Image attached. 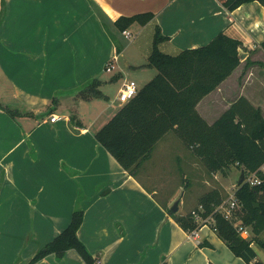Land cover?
<instances>
[{
  "label": "crops",
  "instance_id": "obj_1",
  "mask_svg": "<svg viewBox=\"0 0 264 264\" xmlns=\"http://www.w3.org/2000/svg\"><path fill=\"white\" fill-rule=\"evenodd\" d=\"M148 11L150 21L127 29L150 27L153 42L160 26L168 36L160 43L166 53L204 45L220 31L243 41L242 62L205 96L220 110L210 116L197 105L209 123L241 95L264 114V5L258 0L232 11L220 0H0V103L13 100L17 107L8 106L18 110L13 116L0 107V264L29 260L69 224L78 204L84 209L78 234L100 258L95 264H250L211 222L200 226L199 242L189 238L175 218L188 212L177 213L182 185L162 197L164 183L155 174L152 182L138 170L131 174L95 136L123 105L110 102L93 114L94 99L106 95L100 87L106 62L119 60L115 21ZM93 78L101 80L104 95L81 97ZM233 84L238 91L230 99ZM52 114L61 118L53 122ZM213 188L224 196L228 191ZM258 244L252 242L264 262ZM34 264L88 263L69 249L60 259L50 253Z\"/></svg>",
  "mask_w": 264,
  "mask_h": 264
},
{
  "label": "trees",
  "instance_id": "obj_2",
  "mask_svg": "<svg viewBox=\"0 0 264 264\" xmlns=\"http://www.w3.org/2000/svg\"><path fill=\"white\" fill-rule=\"evenodd\" d=\"M230 11L244 2L253 0H220ZM264 5V0H258ZM153 12L120 16L115 24L124 30L132 23L146 24ZM1 20V14H0ZM160 26H156L151 54L140 66L154 67L156 74L139 88L138 93L95 132L99 143L126 168L136 175L154 145L170 130H175L188 147H193L208 169L228 174L232 166H244L246 176L257 172L259 184L244 180L236 187L240 205L236 210L237 221L250 227L252 236L243 237L235 222L213 212L225 196L218 188L203 193L199 198L206 212H213L211 222L219 236L238 256L250 264H264L257 258L252 246L256 241L264 245L260 234L264 231V114L246 96L235 99L213 123L199 113L197 104L207 93L218 86L241 62L240 52L246 50L242 40L223 31L208 43L186 48L178 54L164 52L160 43L167 39ZM264 48V40L261 42ZM118 52L120 46L118 45ZM264 65V62H261ZM101 80L93 78L79 90L83 98L104 95L99 88ZM57 97L53 98L55 102ZM3 105L0 103V107ZM15 116L18 110L3 106ZM246 179V178H245ZM82 194L80 193V199ZM170 213L176 214L170 209ZM186 230L198 225L190 215H175ZM84 219V209L78 204L69 224L52 240L41 247L29 260L16 264H34L44 256L54 253L60 259L67 250L75 249L88 264L100 262L81 240L78 230Z\"/></svg>",
  "mask_w": 264,
  "mask_h": 264
},
{
  "label": "rangeland",
  "instance_id": "obj_3",
  "mask_svg": "<svg viewBox=\"0 0 264 264\" xmlns=\"http://www.w3.org/2000/svg\"><path fill=\"white\" fill-rule=\"evenodd\" d=\"M140 28L141 27L136 26L132 27L131 37L125 36L121 29L117 28V36L119 38L117 42L120 46L119 60L114 63L115 65L112 70H106L105 68L102 74L103 82L100 87L104 90L106 95L94 99L93 102H96L94 106L95 110L93 111L94 115L104 104L105 106H108L110 102L117 106L123 104L117 98L119 89L125 79H134L141 87L156 74L157 70L154 67L140 66L147 62V53L150 51V45L153 44L150 27L142 31H140ZM126 61L133 65H129ZM109 62L110 60L106 62V67ZM219 85L206 95L216 90ZM237 91L238 88L233 84L228 93L230 99L237 94ZM205 96L198 102V104L201 102L199 105L200 109L210 114V116L216 115V111L220 110V106L213 100L214 97ZM113 99L114 101H112ZM262 100L264 101V96ZM8 104L10 106L12 105V108L17 107L16 102L13 100L5 102V106H8ZM116 110L117 109H115V111ZM199 113L201 114L200 111ZM206 121L209 122L207 119ZM151 155V158L141 163L138 169V175L144 179V181L152 182L151 178L149 179V175L155 174L159 178V182L164 183V185L161 186L162 197L173 185V189L176 185H182L178 197H181L183 202L180 204L177 213L188 212L181 215L187 214L191 216V210L198 205L199 195L207 189L213 188L215 185H219L222 188L226 187L228 191L225 190L226 195L225 198L221 200L222 202L228 198L235 191L237 185H239L238 181L242 173L241 169L237 166H232L228 174H224L222 171H211L202 158L194 152L193 147H188L175 130H170L159 142H157ZM215 174H217V177H215ZM175 201L176 200H174V202ZM262 236L264 237V232Z\"/></svg>",
  "mask_w": 264,
  "mask_h": 264
},
{
  "label": "built area",
  "instance_id": "obj_4",
  "mask_svg": "<svg viewBox=\"0 0 264 264\" xmlns=\"http://www.w3.org/2000/svg\"><path fill=\"white\" fill-rule=\"evenodd\" d=\"M123 34L127 37L132 36V32L129 29H124ZM118 57L115 56L113 59L110 60L106 69L112 70L114 68V63L117 62ZM140 86L134 79H125L119 89L118 100L123 104L131 100L139 91ZM61 118L58 114H52L50 119L51 121H57ZM264 171V167H262ZM250 184H259L261 182V177L258 175L257 172H251L246 176L245 179ZM240 202L239 198L236 195V188L235 191L224 201L220 202L214 207L213 212L221 213L226 218L233 220L235 225L237 226L238 231L243 237L249 238L251 236V229L249 227L244 226L241 221H236V210L239 207ZM206 208L202 203H199L196 208L191 210V216L198 224L196 228H192L187 230V234L189 238L194 239L196 242H199V228L204 224H208L214 220L213 212L211 214L205 215Z\"/></svg>",
  "mask_w": 264,
  "mask_h": 264
},
{
  "label": "water",
  "instance_id": "obj_5",
  "mask_svg": "<svg viewBox=\"0 0 264 264\" xmlns=\"http://www.w3.org/2000/svg\"><path fill=\"white\" fill-rule=\"evenodd\" d=\"M245 55H246L245 52H240V57L241 58H244ZM241 172L242 173H241L239 181H238L239 184H241L246 178V171H245L244 166H242ZM178 206H179V199L174 202V204L171 206V209L173 211H177L178 210Z\"/></svg>",
  "mask_w": 264,
  "mask_h": 264
}]
</instances>
